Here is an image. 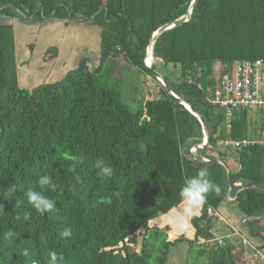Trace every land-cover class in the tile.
I'll use <instances>...</instances> for the list:
<instances>
[{
  "label": "trees",
  "instance_id": "trees-1",
  "mask_svg": "<svg viewBox=\"0 0 264 264\" xmlns=\"http://www.w3.org/2000/svg\"><path fill=\"white\" fill-rule=\"evenodd\" d=\"M1 15L91 21L100 29V51L92 69L80 59L60 81L25 90L17 84L13 29L0 25V264H49L51 251L62 253L66 264H165L169 247L185 238L169 242V227L158 228L155 220L180 205L185 178L201 168L220 191L190 221L188 262L237 264V248L198 244L212 239L217 222L207 209L217 210L229 189L226 169L213 160L237 165L230 171V198L239 193L244 227L264 250V236L254 232H264V219L258 220L264 215V147H219L250 138L251 118L234 113L227 132L224 110L206 102L218 85L215 67L220 73L237 61L264 64V0H0ZM185 15L157 37L149 58L178 69L174 81L164 79L206 126L208 147L192 158L188 149L203 141L193 115L156 79L160 96L142 100L132 113L114 82L119 65L151 74L154 65L148 69L143 55L152 36ZM55 52L48 49L47 58ZM100 158L113 166V177H97ZM44 174L57 185L54 192L42 190L56 201L57 215L36 213L25 196L28 188L41 190L36 181ZM11 185L17 191L10 195ZM65 227L72 229L70 239L60 236ZM8 231L19 235L6 240ZM24 248L31 259L21 257Z\"/></svg>",
  "mask_w": 264,
  "mask_h": 264
},
{
  "label": "rangeland",
  "instance_id": "rangeland-1",
  "mask_svg": "<svg viewBox=\"0 0 264 264\" xmlns=\"http://www.w3.org/2000/svg\"><path fill=\"white\" fill-rule=\"evenodd\" d=\"M0 25H10L13 29L14 39L16 40L17 44L16 49L18 51V56H16V64L17 62H19V66H21L20 62L22 59V51H27L28 47L26 45H31L32 47L29 50L31 53V63L40 68L42 72L45 71V69L43 68V60L46 50H48V48L46 49L47 42L48 44H51L49 49H56L57 51H59L58 57L56 59L58 64L66 63L68 59L70 60V62H72V54L75 57L76 53V58L78 59V61L80 59H86L90 62L91 65H94L99 56V52L96 53V51L97 49L99 50L100 46V32L97 26H95L97 28H94V24L91 21H61L57 19L26 20L20 17H10L1 15ZM88 35L90 36L88 37ZM63 37L64 40H68L72 43V45H70V43L67 42L69 48V51H67V53L64 52L68 48L65 42L62 40ZM51 40L53 41L51 42ZM151 62L152 61L149 59L146 63L149 65ZM32 64L30 67H33ZM45 65L47 69L48 64ZM163 69L164 68L162 64H159L157 67L154 66V70L151 72V74H147L140 72L137 68L127 64L119 65L116 71L114 82H120L122 91L121 101L132 113H135L140 108L142 100L145 99L147 101L160 96L158 88L160 87V83L158 82V84L155 79L156 74L162 75L164 73ZM178 74L179 73L177 68H174L171 65L166 66L165 76L169 81H174V79L178 77ZM215 74L218 78V67H215ZM147 80L150 85L148 84L146 86ZM218 213L224 218V221L226 223L232 222L234 228H236L241 233V235L253 245H259V243L262 242L259 237H252L245 231L240 229V225L238 223L240 222L242 215L239 212L235 203L228 202L225 199L219 205ZM226 223L218 224H222L225 229L230 231V229L228 228L229 226ZM229 240L230 242H233L236 246L242 249L240 239L231 238ZM245 249V263L254 264L250 259V249L248 247H246ZM188 260L189 251L187 238H185L184 241H179L177 244H172L169 247L168 256L165 264H194L188 262ZM204 263V261H201L196 264Z\"/></svg>",
  "mask_w": 264,
  "mask_h": 264
},
{
  "label": "built area",
  "instance_id": "built-area-1",
  "mask_svg": "<svg viewBox=\"0 0 264 264\" xmlns=\"http://www.w3.org/2000/svg\"><path fill=\"white\" fill-rule=\"evenodd\" d=\"M146 66V62L144 61ZM217 87L206 97V102L223 109L225 112L226 130L229 132L234 113L247 112L252 119L254 134L245 140H231L219 142V147L240 150L247 147H264V64L257 61L233 62L231 66L219 73ZM200 145L196 146L199 147ZM194 147L188 149V155H196ZM207 162V160H204ZM207 215L217 223H226L213 209H207ZM230 229V237L241 240L243 248L251 251L250 259L254 264H264V250L245 239L232 225L226 223ZM212 239L198 240L203 248H223L226 243L215 232H210Z\"/></svg>",
  "mask_w": 264,
  "mask_h": 264
},
{
  "label": "clouds",
  "instance_id": "clouds-1",
  "mask_svg": "<svg viewBox=\"0 0 264 264\" xmlns=\"http://www.w3.org/2000/svg\"><path fill=\"white\" fill-rule=\"evenodd\" d=\"M97 177L100 179H108L113 177V166L105 161L103 158L97 159L94 164ZM41 190L28 188L25 192L28 203L36 213L40 215L58 214L56 201L45 195L42 191L47 188L49 191H55L57 188L51 176L44 174L40 175L36 181ZM9 194H14L17 191L16 185H11L8 189ZM220 188L211 178L207 168H201L196 175L185 178L182 187L179 191L180 205L178 208L171 210L169 216V223L177 234H183L191 227V219L195 217L201 208L207 203L208 197L212 193H219ZM0 214H3V206L0 205ZM31 211L24 212L22 219L29 220ZM16 220L21 219V214H16ZM71 227H65L60 236L62 239H70L72 237ZM18 233L8 231L4 234L6 240H12L18 237ZM21 257L31 259V253L28 248H24L20 252ZM49 264H66L64 255L58 254L56 251L48 253Z\"/></svg>",
  "mask_w": 264,
  "mask_h": 264
},
{
  "label": "crops",
  "instance_id": "crops-1",
  "mask_svg": "<svg viewBox=\"0 0 264 264\" xmlns=\"http://www.w3.org/2000/svg\"><path fill=\"white\" fill-rule=\"evenodd\" d=\"M94 28H97V27H95V25H94ZM99 32H100V29H99ZM99 32H98V34H99ZM89 36L90 35H88V37ZM99 36H100V34H99ZM62 40L65 42L67 48H68L67 42L70 43V45H72V43L70 41L64 40V37H63ZM52 41L53 40H51V42ZM14 43H15V59L17 61V57L16 56H18V53H17L18 51L16 49L17 48V44H16V40L15 39H14ZM50 45L51 44H48V42H47L46 49L47 48L49 49ZM26 46L28 47L27 51H22V59H21V62H20L21 66H19V62H17V64H16L17 83H18L19 88H22V89H25V90H32L33 88H35L37 86H40V85H43V84H50V83H54L56 81H60V79H62L68 72L73 71L76 68V65H77V62H78V59L76 58V53H75V57L71 53L72 57H73L72 58V62H70V60L68 59L66 63L58 64L56 59L58 57L59 51H57L55 49L56 52H55V56L53 57V59L47 58L46 53H45L44 60H43V63H44V67L43 68L45 69V71L42 72L40 70V68H38L37 66L32 64L31 61H30L31 53H30L29 50H30V48L32 46L31 45L30 46L26 45ZM67 51H69V48L66 49L64 52L67 53ZM99 51H100V46H99V50L97 49L96 53H98ZM98 60H99V56H98L97 61L95 62L94 65H91L90 62H89V65H88L89 68L92 69V67L97 64ZM152 63H153L154 66L157 67L159 64H161V61L153 58ZM31 64H32L33 67H30ZM45 64H48V68L47 69H46V65ZM163 68H164L163 69L164 73L162 74V76L164 77L166 69H165L164 66H163ZM146 83H147L146 84V86H147L149 84L148 80L146 81ZM144 101H146V100L144 99ZM251 122H252V119H251ZM252 127H253V125H252ZM226 166L229 168V171H235L237 169V165L232 160H229L227 162ZM233 199H235V198H232L231 200H233ZM228 202H230V201H228ZM218 208H217V210H215L217 213H218ZM200 211L195 217L200 215ZM170 215H171V211L169 213H167V214L159 216L157 218V220H155V225H157L158 228L169 227V231L167 232L168 241L169 242H173L174 240H176V239H178L180 237H184V238H187V240L192 241L194 239V230H193V228L190 227L189 230L187 232L183 233V234H177L176 231L172 228L171 224L169 223V216ZM246 220L247 219L242 215V218H241L240 222L238 223L240 225V229H242L243 231H245V230L242 228V225H244V222ZM242 222H243V224H241ZM228 224L233 225L232 222H230V223L228 222ZM233 227H234V225H233ZM213 232H215L219 237L223 238L227 245H230V246L234 247L235 249L237 248V250H238L237 258H236L237 264H246L245 261H244V256H245V250L246 249L243 248V247L241 249L238 246H236L233 242H230L229 239L234 238V237H230V231L225 229L222 224L216 223V225L214 226ZM245 232L247 233V231H245ZM261 243H259V246L261 245ZM256 246H258V245H256Z\"/></svg>",
  "mask_w": 264,
  "mask_h": 264
},
{
  "label": "water",
  "instance_id": "water-1",
  "mask_svg": "<svg viewBox=\"0 0 264 264\" xmlns=\"http://www.w3.org/2000/svg\"><path fill=\"white\" fill-rule=\"evenodd\" d=\"M195 2V1H194ZM194 2L192 3V5L194 4ZM191 5V7H192ZM41 8V7H40ZM191 9V8H190ZM41 15H43V11L41 12ZM186 18V15L180 19H178L177 21H175L174 23L170 24V25H166L164 27H161L151 38V41H150V45L148 46V48L146 49V52L145 54L143 55V59L144 61L146 62L147 61V58L149 55L152 56V48L154 46V43H155V40L157 39V37L163 33V32H166L168 30H171L172 28L176 27L177 25L181 24ZM130 41V37L128 38V43ZM146 67L148 69H151L152 68V62L148 65L146 63ZM156 80L160 83V85L164 88L166 94L168 96H170L171 98H173L179 105L183 106L191 115H193L199 122V124L201 125V128H202V134H203V141H202V144L199 146V147H194L193 149L195 150V152H198V151H201L203 150L204 148L208 147V132H207V129H206V126L203 122V120L201 119V117L195 113V111L190 107L189 104H187L185 101L179 99L178 97H176L170 90L169 86L167 85L164 77L160 74H156ZM196 155H192L190 156L191 158L192 157H195ZM205 160V159H204ZM208 162V160H207ZM213 162L215 163H218L220 164L221 166H223L225 169H226V172H227V176H228V192L226 194V197L225 199L232 202V203H235L236 201V198L238 197L239 193L236 194V197L235 199L231 200L230 199V195H231V190H232V187H231V180H230V171L228 169V167L226 165H224L223 163H221L220 161L218 160H213ZM264 219V215L258 219V220H262ZM257 221V220H256ZM243 224V222L241 223ZM242 228L248 232V230L244 227V225H242ZM254 232H257L259 234H261L262 236H264V232L262 231H254Z\"/></svg>",
  "mask_w": 264,
  "mask_h": 264
},
{
  "label": "bare ground",
  "instance_id": "bare-ground-1",
  "mask_svg": "<svg viewBox=\"0 0 264 264\" xmlns=\"http://www.w3.org/2000/svg\"><path fill=\"white\" fill-rule=\"evenodd\" d=\"M153 57V56H152ZM150 58H149V56H148V58H147V61L146 62H148V60H149ZM152 59V61H153V58H151ZM156 61V60H155Z\"/></svg>",
  "mask_w": 264,
  "mask_h": 264
}]
</instances>
